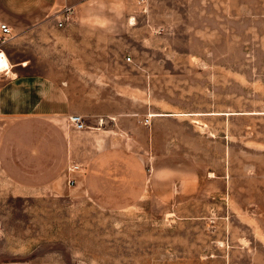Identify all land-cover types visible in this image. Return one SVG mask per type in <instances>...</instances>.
Segmentation results:
<instances>
[{
  "label": "rangeland",
  "instance_id": "1",
  "mask_svg": "<svg viewBox=\"0 0 264 264\" xmlns=\"http://www.w3.org/2000/svg\"><path fill=\"white\" fill-rule=\"evenodd\" d=\"M38 14L72 34L40 40L60 69L47 73L114 109L86 137L132 149L95 195L88 168L68 185L58 147L39 153L53 166L32 162V118L0 116V264H264V0H56Z\"/></svg>",
  "mask_w": 264,
  "mask_h": 264
},
{
  "label": "crops",
  "instance_id": "2",
  "mask_svg": "<svg viewBox=\"0 0 264 264\" xmlns=\"http://www.w3.org/2000/svg\"><path fill=\"white\" fill-rule=\"evenodd\" d=\"M55 1L0 0V20L7 22L12 28L11 37L3 44V49L11 64V72L9 75H2L5 78L0 86V116L4 118H32L31 124L37 126L32 131L37 137L31 150L36 153L35 156H32V162L36 166H53L52 161H56V155L42 157L39 153L44 148L47 152H50L51 147H58V158L61 160L67 159V165L70 161L83 165V172L76 174L77 181H79L78 177L85 176L88 168L86 186L95 195H100L109 190L107 184L110 181L103 180L102 177L110 176L108 171L111 168L113 158L118 156L117 153H124L132 148L115 149L116 153L112 155L111 144L106 143V147L105 144L98 147L95 136L86 137L88 136L87 131L73 129L67 124L66 117L69 114H81L87 121L92 119L96 123L97 117L102 115L113 117L112 113L115 112L113 108L103 110L104 97L91 90L87 91L82 81H77L79 85L76 86L79 87V91L72 92V86L77 83L69 75H64L62 84H60V79H57V76L47 73L57 72L60 69L49 67V60L41 57L39 50L40 48L45 49L46 44H40V40L50 39L55 41L62 39L66 41L72 36L70 33H63L61 37L57 28L38 14L39 8L51 7ZM46 29H50L51 32L47 33ZM64 47H66L65 42ZM62 70L66 72V65H63ZM78 102H87L91 106L82 107ZM151 115L155 116L158 113H151ZM177 115L163 113L160 118L166 116L164 118L169 119L171 116ZM61 116H64L62 117L64 118L62 125L58 123V121H61ZM46 129L49 131L47 134L44 132ZM50 131L51 134L54 133V139L52 140ZM40 136L43 138H40ZM35 144L37 145L35 146ZM190 146L193 150V142ZM194 151L196 152V150ZM71 154L77 160L72 159ZM226 154L229 156V149ZM202 168L204 167L202 166ZM210 172L213 171L208 173ZM128 178L129 175L126 180ZM132 182L135 185V182L142 184L143 181L133 180Z\"/></svg>",
  "mask_w": 264,
  "mask_h": 264
},
{
  "label": "built area",
  "instance_id": "3",
  "mask_svg": "<svg viewBox=\"0 0 264 264\" xmlns=\"http://www.w3.org/2000/svg\"><path fill=\"white\" fill-rule=\"evenodd\" d=\"M137 1L142 6H145L149 0H137ZM144 10H146V8H144ZM73 14H74L73 7L66 6L62 14V19L58 21V25L62 26L65 21L72 19ZM11 35H12L11 26L7 22L0 20V54H2V61H3V65L0 66L1 75H9L11 72V64L3 49V44L11 37ZM127 60L128 61L132 60V57L128 56ZM109 120H115V119L114 117H109ZM66 121L70 127L76 130L95 127V125L92 126L83 115L77 113L67 115ZM149 121L150 119L148 117L144 118L145 124H147ZM106 122L107 119H105L104 116H99L97 117L96 120V125H97L96 127L100 128L104 124H106ZM81 172H83V165L75 161H70L66 167V181L68 185H75L77 183L76 174Z\"/></svg>",
  "mask_w": 264,
  "mask_h": 264
},
{
  "label": "snow or ice",
  "instance_id": "4",
  "mask_svg": "<svg viewBox=\"0 0 264 264\" xmlns=\"http://www.w3.org/2000/svg\"><path fill=\"white\" fill-rule=\"evenodd\" d=\"M3 65V61H2V54H0V66Z\"/></svg>",
  "mask_w": 264,
  "mask_h": 264
},
{
  "label": "bare ground",
  "instance_id": "5",
  "mask_svg": "<svg viewBox=\"0 0 264 264\" xmlns=\"http://www.w3.org/2000/svg\"><path fill=\"white\" fill-rule=\"evenodd\" d=\"M263 105H264V99H263Z\"/></svg>",
  "mask_w": 264,
  "mask_h": 264
}]
</instances>
